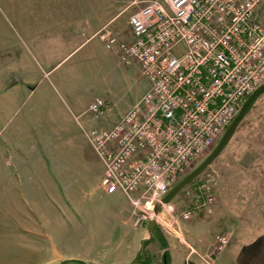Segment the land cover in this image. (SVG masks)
Segmentation results:
<instances>
[{"label":"rangeland","instance_id":"rangeland-1","mask_svg":"<svg viewBox=\"0 0 264 264\" xmlns=\"http://www.w3.org/2000/svg\"><path fill=\"white\" fill-rule=\"evenodd\" d=\"M145 1L0 0V264L83 262L74 259L77 248L66 243L63 219L70 215L67 206L95 205L104 165L82 125L109 128L95 123L121 117L148 86L140 66L123 64L116 46L107 48L100 35L109 31L130 41L127 20ZM96 97L111 105L104 118L85 113ZM210 176L216 180V201L200 213L261 233L264 91L196 180ZM183 195L160 209L156 226L167 242L175 237L186 244L174 229ZM148 222L138 225L146 229ZM233 228L219 233L230 236L225 249ZM165 251L154 256L162 259ZM212 251L213 244L199 255L203 264Z\"/></svg>","mask_w":264,"mask_h":264},{"label":"built area","instance_id":"built-area-1","mask_svg":"<svg viewBox=\"0 0 264 264\" xmlns=\"http://www.w3.org/2000/svg\"><path fill=\"white\" fill-rule=\"evenodd\" d=\"M128 23L131 42L109 31L100 38L116 46L123 64H139L148 89L112 127L82 128L104 165V192L122 193L138 225L162 221L151 212L155 203L205 158L264 84V0H146ZM110 110L96 97L85 113L104 118ZM215 186L210 176L186 187L179 220L210 210ZM229 243V235H216L204 262L214 264Z\"/></svg>","mask_w":264,"mask_h":264},{"label":"crops","instance_id":"crops-1","mask_svg":"<svg viewBox=\"0 0 264 264\" xmlns=\"http://www.w3.org/2000/svg\"><path fill=\"white\" fill-rule=\"evenodd\" d=\"M132 40L131 32V39L126 42ZM119 118L120 115L110 116L106 122L97 121L95 124L112 127ZM66 210L70 214L63 219L64 230L68 234L66 243L77 248L74 259L86 264H131L140 256L144 242L151 238L145 224H136L129 200L120 192L104 193L101 185L96 194L95 205L89 210L76 205L74 210H69L68 206ZM205 214L199 213L190 221L176 220L174 229L186 244L175 237L168 239L166 250L170 255L169 264H203L199 255L229 225H233L235 230L231 233H235L234 237L232 235V244L219 255L216 264H264V228H260L261 233L254 232V228L245 224L238 225L236 220L229 224L225 218L213 220ZM79 246L81 249H78ZM190 247L194 252H191ZM159 249L160 243L156 240L146 247V251L152 255V264H160L161 258L154 256Z\"/></svg>","mask_w":264,"mask_h":264},{"label":"water","instance_id":"water-1","mask_svg":"<svg viewBox=\"0 0 264 264\" xmlns=\"http://www.w3.org/2000/svg\"><path fill=\"white\" fill-rule=\"evenodd\" d=\"M264 91V84L259 86L244 102L239 113L231 122L227 130L224 132L219 142L215 148L209 153V155L196 167L194 168L187 176H185L179 183H177L159 202L155 207V215H158L160 209L168 204L174 197H176L186 186L196 180L222 153L229 141L231 140L233 134L235 133L239 123L245 117L249 107L256 100V98ZM157 225L156 219H152L148 223V233L151 235Z\"/></svg>","mask_w":264,"mask_h":264},{"label":"trees","instance_id":"trees-1","mask_svg":"<svg viewBox=\"0 0 264 264\" xmlns=\"http://www.w3.org/2000/svg\"><path fill=\"white\" fill-rule=\"evenodd\" d=\"M250 107H249V109H250ZM249 109H248V111H249ZM248 111H247V113H248ZM157 228L158 227L156 226L153 233L151 234V238L144 242L143 250H142L140 256L131 264H152L151 257L149 255V253L146 251V247L149 243H151L152 241H154L156 239L160 243V248L166 250V248L168 247V242L164 237H162V234L160 233V231ZM169 259H170V255L167 251H165L163 254V257L161 259V264H169ZM79 264H85V263L79 262Z\"/></svg>","mask_w":264,"mask_h":264}]
</instances>
